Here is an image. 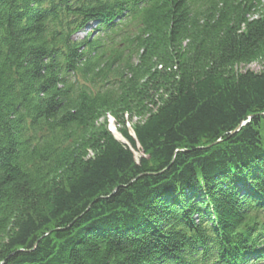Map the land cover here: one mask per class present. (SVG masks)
<instances>
[{"label": "trees", "instance_id": "16d2710c", "mask_svg": "<svg viewBox=\"0 0 264 264\" xmlns=\"http://www.w3.org/2000/svg\"><path fill=\"white\" fill-rule=\"evenodd\" d=\"M254 62L264 0H0V264H264Z\"/></svg>", "mask_w": 264, "mask_h": 264}, {"label": "rangeland", "instance_id": "374dc122", "mask_svg": "<svg viewBox=\"0 0 264 264\" xmlns=\"http://www.w3.org/2000/svg\"><path fill=\"white\" fill-rule=\"evenodd\" d=\"M87 31H88V29H87L86 31L81 32V33L79 34V36H83V35H85ZM245 69H251V70H254V71L259 72V71H261L262 69H264V64H262V63H260V62H254V63H252V64H249V65L246 66V67H243V70H245ZM110 127H111L110 129L113 131V133L115 134V136H116L119 140H121L122 142H125V143L127 142V140L124 139V138L122 137V135L119 133V131H118V129H117V126H116V124H115V122H114L113 119H111ZM130 129H131V131H132V126H131V125H130ZM132 132H133V131H132ZM135 154H136V157L139 158V157L141 156L142 153L139 152V151H136Z\"/></svg>", "mask_w": 264, "mask_h": 264}, {"label": "bare ground", "instance_id": "6f19581e", "mask_svg": "<svg viewBox=\"0 0 264 264\" xmlns=\"http://www.w3.org/2000/svg\"><path fill=\"white\" fill-rule=\"evenodd\" d=\"M111 121V120H110Z\"/></svg>", "mask_w": 264, "mask_h": 264}]
</instances>
